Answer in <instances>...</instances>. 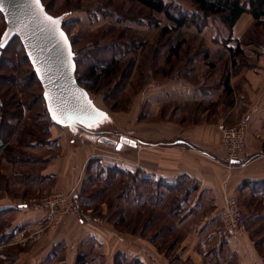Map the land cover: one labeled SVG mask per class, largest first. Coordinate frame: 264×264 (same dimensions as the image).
<instances>
[{
  "label": "rangeland",
  "instance_id": "obj_1",
  "mask_svg": "<svg viewBox=\"0 0 264 264\" xmlns=\"http://www.w3.org/2000/svg\"><path fill=\"white\" fill-rule=\"evenodd\" d=\"M43 1L48 13L56 17L63 16L64 29L72 41V50L78 60V77L89 88L88 98L99 110L95 119L73 121L71 126H74L72 130L76 133L72 135L76 138L81 135L88 138L108 136L117 140L126 135L136 137L140 127H152L155 123L186 127L206 122L216 124L217 129L218 119L221 121L223 118L225 120L222 123L228 124L230 109L227 107H231L234 100L232 93L224 95L223 81L228 77L234 86L237 85L241 81L240 68L250 64L256 67L264 56V23L253 26L252 22L239 37L245 46V56L238 59L237 67H233L232 56L226 46H234V39L238 37L219 17H209L200 26L190 24L176 33L162 37L161 27L170 25L165 16L150 12L128 0ZM165 1L181 10L195 11L186 0ZM169 9L177 10L173 7ZM5 28L0 15V38ZM179 42L183 43L182 47L178 55L172 57L169 49ZM10 45L0 59V86L9 87L7 80L12 77L14 66L18 67L15 70L22 71L26 67L19 61L16 45ZM259 45L262 47H257ZM113 50L117 52L116 58L120 57V70L112 81L104 77L97 84L87 80V69L92 64L105 65ZM25 76L16 74L17 91ZM183 81L201 87L202 93L208 98L193 102L186 101L190 97L184 95L183 99L172 97L170 94L173 87L179 84L184 87ZM29 117L28 112H25L24 117L18 120L21 128L30 124ZM241 117L242 114L239 119ZM4 119L10 118L5 116ZM64 128L69 127L64 125ZM105 153V157H109L110 150ZM46 154H57L56 144L42 148L12 144L8 150L2 151L0 199L10 197L19 198L21 203L40 202L52 195L51 180L44 181L39 176L45 165L43 158ZM115 156L113 159L120 160V154ZM89 163L75 193L79 195L84 188L85 195L93 197L87 203L89 207L84 206V193V198H79V201L88 209L90 216L100 218L102 224L96 227L87 222L84 225L78 223L65 232L67 227L63 229L64 223L54 225L45 212L43 228L23 231L17 243L15 235L6 243L5 238L1 239L0 258L3 260H0V264H75L79 254H83L87 264H116V257L117 261L124 260L121 264H134L133 259L137 256L132 252L137 249L145 252L149 260L152 254L161 261L168 260L169 264H192L191 259L181 257L179 248L186 237L191 241L196 239L195 235L201 238L195 247L200 255L195 256L197 264H240V261L251 259L252 251L258 258V264H264V227L259 226L260 219H256V216H251L250 224H246V233L239 238L237 245L243 247L239 255L232 251L234 248L230 246V240L216 238L215 232L221 226L222 209L214 226L207 225L208 222L198 224L212 212V208L210 197L204 198L194 181L178 180L172 186L175 189L170 190L164 184H155L143 180V177H130L115 172L104 173L97 180L94 178L96 168L90 167ZM90 178L91 184L87 182ZM243 200L249 204L245 217L248 214L257 215L261 211L251 209L253 203L247 197ZM145 210L147 213L151 211L149 217H144ZM8 214L5 212L0 217L1 232H7L11 227L9 222L12 217ZM191 214L195 215L192 220L181 222ZM191 222L198 225L191 226ZM143 224L147 226L144 230ZM46 229L51 231L46 232ZM89 235L95 238L89 239ZM223 243L227 246L225 250L213 251Z\"/></svg>",
  "mask_w": 264,
  "mask_h": 264
},
{
  "label": "crops",
  "instance_id": "obj_2",
  "mask_svg": "<svg viewBox=\"0 0 264 264\" xmlns=\"http://www.w3.org/2000/svg\"><path fill=\"white\" fill-rule=\"evenodd\" d=\"M252 22L253 19L250 15L243 14L233 27V34L238 38L241 37ZM240 70H242L240 84L234 86L232 81H229V85L233 89L234 100L231 107H227L230 109L227 119L229 122L225 124H235L239 120L240 114L242 116L249 115L250 124L246 135L245 152L241 159L231 167L226 164L225 149L220 142V134L216 129V124L201 122L200 125L186 127L162 123L152 124V127L143 125L138 129L136 137L124 136L136 141L137 146L122 145L117 151H113L110 145L98 142V138L95 136L88 138L86 135H81L80 138H76L72 135L76 133L75 130H72L74 126L66 125L69 129L64 128V125L57 124L50 127L49 138L50 144H56L57 154H46L43 158L45 165L39 176L44 181L51 180L50 191L53 193L63 190L75 192V189L81 185L87 163L90 159L97 158L100 160V164L105 166L116 165L129 172L138 171L140 172L138 177L164 180L170 184V190L173 188L172 186L177 184L176 181L178 180L189 179L194 181L198 185L199 193L203 197H210L209 204L212 208V212L204 216L198 223L199 225L206 222L210 226L217 224L218 216L224 205V198L227 195L238 199L243 213L249 211V204L244 203L243 200L244 197H247L248 201L253 203L251 209L261 211L257 215L248 214L249 216L245 217L246 224H250L251 216H256V219H260L259 226L263 225L264 227V187L259 185L264 182V56L257 62L256 67L252 69L240 68ZM184 83V87L180 84L173 87L170 95L174 98L181 97V99L184 95L190 97L185 99L186 101L193 102L204 101L208 98L202 93L201 87L189 85L188 82ZM223 120L225 119L222 118L221 121L218 119V124L222 123ZM50 144L48 143L46 146ZM106 150H110L109 157L104 155ZM117 154H120V160L113 159ZM251 183H257L255 186L259 189L252 191ZM261 200L263 202L259 203ZM0 210H6L8 215L12 217L9 222L11 226L9 229H16V243L23 231H37L43 228L42 226L46 221L45 210L24 208L19 198L5 197L0 199ZM194 216L193 214L186 216L181 222L187 223ZM77 221L72 216L63 217L61 223H64L63 229L65 226L67 227L65 232H68L71 227L78 225V223L84 225V222ZM101 224L102 222L90 225L97 227ZM190 224L191 226L198 225L192 222ZM47 231L51 230L46 229ZM88 238L93 239L95 237L89 235ZM195 238L189 241L186 237L179 248L181 257L191 259L192 264H197L195 256L200 257L195 251V247L198 246L201 238L197 235ZM239 240V238L230 239L229 243L234 248L232 251L240 255L243 247L241 244L237 245ZM225 245L224 243L217 245L213 251L222 252L227 247ZM135 251L132 252L133 255L137 256V259H140L143 264L149 262V264H169L168 260L161 261L160 258L152 254H150L149 260L145 252H141L140 249ZM250 257L249 261H240V264H258V258L254 251L251 252Z\"/></svg>",
  "mask_w": 264,
  "mask_h": 264
},
{
  "label": "trees",
  "instance_id": "obj_3",
  "mask_svg": "<svg viewBox=\"0 0 264 264\" xmlns=\"http://www.w3.org/2000/svg\"><path fill=\"white\" fill-rule=\"evenodd\" d=\"M41 1H42V4L44 5V1L43 0ZM128 1L137 3L150 12L157 13V14H163L165 16L166 20L168 21V23H170V25H165L161 27L160 31H161L162 37H167L171 35L172 33H176L181 28H184L190 24H194L195 26H200V24L205 23L209 17H219L220 19H222V22L231 31L243 14H248L252 17L253 23H254L253 26H259L260 24L264 23V0H186L195 9V11H192V12L181 10L179 7H176V5L174 4L171 5V3H167L165 0H128ZM172 7L177 8V10L175 11L170 10L169 8H172ZM53 17H56V16H53ZM62 21H61L62 29L66 33ZM234 40H236V43L234 46L228 44L226 47H227V51L232 56L231 66L237 67L238 59L243 58L245 56V49H244L245 46L242 43L240 38L238 39L236 38ZM10 43L16 45L15 49L18 50L17 53L19 56V61L21 62V64H24L26 67H25V70L22 71L20 69L15 70L18 67L14 66V73L12 72L13 73L12 77H9V79L7 80L9 87H6V85L0 86V100L3 101L2 103L0 101V154L2 153V151L8 150L9 146H11L12 144H18L19 146H22V147L27 146L31 148H35V147L42 148L48 143L50 144L51 143L49 142L50 141L49 140L50 127L55 124L50 119L47 113L46 105H45V102L42 96L41 85L39 81L37 80L35 73L33 72L32 67L29 64L28 59L25 56V52L23 50V47L19 39L14 38L10 41ZM10 43L4 49L1 50L0 59H1L2 53H4L7 49H9L10 46H12L10 45ZM70 44H71V49H72V41H70ZM182 44H183L182 42L181 43L179 42L174 47L171 46L169 49L171 53L169 55H171L172 57L177 56L182 47ZM257 47L261 48L262 46L259 45ZM19 53L21 54V56L19 55ZM116 55H117V52L113 50L110 60L107 61L105 65L96 66L92 64L87 69V75L85 76V78H87V80L95 84H97L99 79L103 77L105 80H108L109 82H111L114 76L120 70V57L116 58L117 57ZM189 59H192V57ZM77 61L78 60L76 58V54L73 52V62H74L75 71H76L75 72L76 82L89 97V88H87L83 80L80 77H78ZM168 61H169V58H168ZM242 64L244 63L242 62ZM249 64L250 63L248 62V65ZM131 66H132V63H131ZM253 66H254L253 64H250V66L243 67V68L252 69L254 68ZM17 73L21 74V76L26 75L24 80H21L22 84L19 85L18 91L16 90L17 81L15 82V76ZM127 76H129V74ZM222 87H223L224 95L226 96L231 95L232 90L229 85L228 77L227 79L223 81ZM32 88L34 89V91L32 90ZM38 109L40 111H37ZM25 112H28V115L30 116L29 117L30 124L27 127L24 126L21 128V125L20 123H18L19 122L18 120H20L22 116L24 117ZM5 116L9 117L10 119L5 120L4 119ZM106 137L111 138L108 136ZM99 161L100 160L97 158L90 159L89 161L90 167L96 168V173H95L94 178L97 180L104 173L110 174L111 172H115L117 174H123V175L125 174L126 176H130V177H136V176L138 177L139 175L138 173H140L138 171L129 172L116 165L105 166L103 164H100ZM143 180L151 181L159 185L164 184L166 188L168 189L171 188L170 184H168L164 180H154L152 178H143ZM87 182L91 184L92 178L87 180ZM255 185H257V183H251L252 191L259 189ZM259 185L264 187V182ZM84 191L86 190L83 188L81 193L78 195L77 194L78 192H77L76 195L80 199L81 198L83 199L85 197L86 204H84V206L89 207L87 206V203H90V200L93 197L91 195H85ZM121 191L123 192L124 189ZM82 193H84V197L82 196ZM5 212L6 210H0V217ZM148 213H147V210H145L144 217H149ZM116 226H119V224H117ZM142 227L144 230L146 229L147 226L143 224ZM15 231L16 229L14 228H12L11 230L9 229L7 232L0 231L1 232L0 241L1 239L5 238L6 239L5 242L4 241L3 242L6 243L7 240L8 241L10 240L11 236L15 235ZM7 254L8 253H6V255ZM2 256L5 257V255H2ZM1 259L3 260V258H0V260ZM115 261H116L115 262L116 264H121L124 262V260H122V262L117 261V257L115 258ZM133 262L134 264H143L142 261L137 258L133 259ZM75 263L76 264H87L83 254H79L76 256Z\"/></svg>",
  "mask_w": 264,
  "mask_h": 264
},
{
  "label": "water",
  "instance_id": "obj_4",
  "mask_svg": "<svg viewBox=\"0 0 264 264\" xmlns=\"http://www.w3.org/2000/svg\"><path fill=\"white\" fill-rule=\"evenodd\" d=\"M0 7H3L0 15L6 26L1 36L4 39V46L0 47V54L12 39H19L41 85L50 119L55 124L68 126H71L73 121L84 122L95 119L99 115V110L75 79L71 44L61 26L63 16H51L41 0L39 7L30 6L29 0H3ZM40 9L43 11L41 12ZM44 16L58 18L59 25L52 28ZM61 32L67 38V44L60 36ZM98 142L115 145L117 149L122 145L137 146L136 141L126 137L114 140L102 136L98 138Z\"/></svg>",
  "mask_w": 264,
  "mask_h": 264
},
{
  "label": "built area",
  "instance_id": "obj_5",
  "mask_svg": "<svg viewBox=\"0 0 264 264\" xmlns=\"http://www.w3.org/2000/svg\"><path fill=\"white\" fill-rule=\"evenodd\" d=\"M249 124V115H244L233 125H226L224 123L217 125L220 142L225 149V160L228 167H231L235 162L239 161L245 152ZM110 146L113 151H117L115 145ZM22 206L27 209L41 208L45 210L48 220L54 225H58L65 216H72L80 222L94 224H100L102 222L100 218L90 216V212L81 205L74 191L55 192L40 202L24 201L22 202ZM246 229V218L240 208L238 199L234 196L226 195L221 212V226L215 232L216 237L228 240L240 238L246 233Z\"/></svg>",
  "mask_w": 264,
  "mask_h": 264
},
{
  "label": "snow or ice",
  "instance_id": "obj_6",
  "mask_svg": "<svg viewBox=\"0 0 264 264\" xmlns=\"http://www.w3.org/2000/svg\"><path fill=\"white\" fill-rule=\"evenodd\" d=\"M3 4V0H0V5ZM29 5L30 6H36V7H39L40 5V0H29ZM0 11H3V7H0ZM40 11L42 12L43 9H40ZM44 19L48 22V24L52 27V28H56L58 25H59V19L58 18H53L51 16H44ZM60 36L62 38H64V43L67 44L68 41H67V38L64 36V33L61 32L60 33ZM5 37H7V33H5ZM4 46V39L3 38H0V47H3ZM51 111V109H50ZM101 115H103L101 113ZM55 119V117H53Z\"/></svg>",
  "mask_w": 264,
  "mask_h": 264
}]
</instances>
